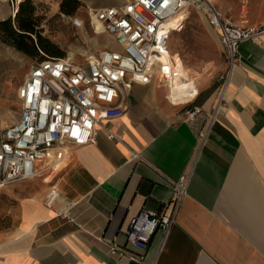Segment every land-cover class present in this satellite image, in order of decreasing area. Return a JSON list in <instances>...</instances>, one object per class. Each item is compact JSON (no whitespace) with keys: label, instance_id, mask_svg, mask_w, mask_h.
<instances>
[{"label":"crops","instance_id":"crops-1","mask_svg":"<svg viewBox=\"0 0 264 264\" xmlns=\"http://www.w3.org/2000/svg\"><path fill=\"white\" fill-rule=\"evenodd\" d=\"M15 1L0 0V20L15 15ZM243 1L229 0V13L215 5L236 23L261 24L264 1L253 21L243 18ZM239 53L228 81L221 63L214 85L197 78L183 99L185 90L172 87L170 101L156 78L132 83L125 113L106 122L117 139L98 128L95 142L70 146L65 163L41 164L36 176L0 188V264H264V36L242 42ZM19 54L0 38V141L21 114L24 82L7 80ZM177 105L202 112L189 121ZM183 175L189 187L175 222L167 233L156 230L144 259L112 253V244L126 245L133 216L172 211L167 178ZM53 188L58 196L49 204Z\"/></svg>","mask_w":264,"mask_h":264},{"label":"built area","instance_id":"built-area-1","mask_svg":"<svg viewBox=\"0 0 264 264\" xmlns=\"http://www.w3.org/2000/svg\"><path fill=\"white\" fill-rule=\"evenodd\" d=\"M191 6L205 13L220 36L227 64L223 80L228 81L241 61L240 44L264 36V22L236 23L211 0H124L99 8L93 16L96 28L112 37L118 48L104 49L84 62L71 56L47 57L32 65L18 89L20 118L1 136L0 188L36 176L41 164L52 168L65 163L70 146L95 142L98 128L106 130L110 139H117L106 122L125 113V92L132 83L149 84L156 78L168 88L169 100L178 83L196 86L195 76L178 63L170 49L174 32L182 29L185 21L176 28L173 23ZM69 19L74 27L84 28L81 18L71 15ZM185 112L186 119L193 121L202 109L191 106ZM135 157H140L139 153ZM167 182L173 190L172 211L143 210L133 216L125 232L126 245L112 244V253H127L141 262L156 230H170L187 195L189 175L167 178ZM57 196L53 188L48 203Z\"/></svg>","mask_w":264,"mask_h":264},{"label":"rangeland","instance_id":"rangeland-1","mask_svg":"<svg viewBox=\"0 0 264 264\" xmlns=\"http://www.w3.org/2000/svg\"><path fill=\"white\" fill-rule=\"evenodd\" d=\"M33 1L36 6L35 16L39 24L38 28L42 36L59 46V48L65 52L63 57L71 56L78 62H84L89 56H98L104 49L118 48L112 37L107 35L103 30L96 28V22L93 16L96 10L105 7V3L112 2L111 5H116L122 3L124 0H80L81 4L72 16L81 18L84 22V28H76L72 25L69 19L71 15L61 11L60 5L62 0ZM228 1L229 0H225L224 7H222L213 0V2L226 13H229L226 7ZM263 1L264 0L243 1L242 5H246L243 11V16L245 17L243 18H247L250 21L256 18L261 19ZM21 2L15 1V14ZM188 11L182 12L181 17L173 23V26L176 28L178 24L186 20L184 22V28L180 32L174 33L170 40L171 52L180 54V56L177 55L176 58L178 63L184 68L187 66L195 71L201 72L202 76L194 72L191 73L196 79L201 78L199 79V84L208 85L213 83L214 85L219 78L220 73L218 70L221 63L224 65L222 72L220 71L221 75L226 73L227 64L222 48L211 31L205 13L194 6L189 7ZM12 19H15V15L12 16ZM263 22L264 18H262L261 23ZM41 52L44 51H40V55L36 57L28 56L23 53L19 54V59L15 64L16 72L13 77L7 80H12L15 86L22 84L32 65L37 62L41 56H49L45 52L44 54ZM194 87L195 85L193 84L185 86L183 89L185 91L182 92L180 98H186L191 94V90H193ZM176 107L180 114L185 110L184 105H177ZM16 219L17 210L15 208V222Z\"/></svg>","mask_w":264,"mask_h":264},{"label":"trees","instance_id":"trees-1","mask_svg":"<svg viewBox=\"0 0 264 264\" xmlns=\"http://www.w3.org/2000/svg\"><path fill=\"white\" fill-rule=\"evenodd\" d=\"M80 4V0H62L61 11L72 15L77 11ZM35 11L36 6L33 0L22 1L14 20L12 17L0 20L1 40L28 56L36 57L40 55V51H44L49 55L41 56L38 61H42L47 57H63L65 52L55 43L42 36L38 28L39 24ZM44 52L41 53L44 54Z\"/></svg>","mask_w":264,"mask_h":264},{"label":"bare ground","instance_id":"bare-ground-1","mask_svg":"<svg viewBox=\"0 0 264 264\" xmlns=\"http://www.w3.org/2000/svg\"><path fill=\"white\" fill-rule=\"evenodd\" d=\"M22 0H18V2H21ZM212 1V0H211ZM185 11H188V10H185ZM184 12V11H183ZM189 12V11H188ZM183 23V22H182ZM181 24V23H180ZM180 24H178V26L180 25ZM177 27V26H176ZM173 88H175V90H176V92H181L184 88H185V85H183L182 83L180 84V83H178L177 85H176V87H173Z\"/></svg>","mask_w":264,"mask_h":264},{"label":"water","instance_id":"water-1","mask_svg":"<svg viewBox=\"0 0 264 264\" xmlns=\"http://www.w3.org/2000/svg\"><path fill=\"white\" fill-rule=\"evenodd\" d=\"M15 16H16V14H15Z\"/></svg>","mask_w":264,"mask_h":264}]
</instances>
